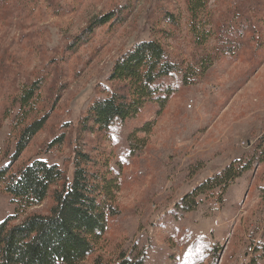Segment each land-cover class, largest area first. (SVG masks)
I'll list each match as a JSON object with an SVG mask.
<instances>
[{
  "label": "rangeland",
  "instance_id": "rangeland-1",
  "mask_svg": "<svg viewBox=\"0 0 264 264\" xmlns=\"http://www.w3.org/2000/svg\"><path fill=\"white\" fill-rule=\"evenodd\" d=\"M202 12L214 33L205 48L195 42L186 0H0V169L41 161L70 181L78 150L98 163L104 152L118 188L98 246L106 264H118L121 253L142 264H264V0H207ZM110 13L115 21L75 47L93 18ZM150 41L161 42L176 67L161 79L165 106L147 103L114 121L107 139L84 133L91 104L117 89L108 81L114 63ZM210 47L217 59L201 72ZM34 81V110L19 126L18 99ZM42 116L43 128L10 164L20 130ZM237 161L250 169L187 211L182 199ZM58 187L24 209L0 184V223L47 214Z\"/></svg>",
  "mask_w": 264,
  "mask_h": 264
},
{
  "label": "trees",
  "instance_id": "trees-1",
  "mask_svg": "<svg viewBox=\"0 0 264 264\" xmlns=\"http://www.w3.org/2000/svg\"><path fill=\"white\" fill-rule=\"evenodd\" d=\"M206 4L207 0H186L191 30L195 42L201 48H205L208 39L214 36L211 28L205 29V16L200 17ZM165 18L167 22L177 24L173 15L165 13ZM115 20L112 13L93 18L75 47L80 42L88 41L96 28ZM207 51L210 53L204 54L199 62L201 72L212 66L219 53L214 47ZM175 71L176 67L168 61L161 42L150 41L136 45L114 63L108 81L117 83V89L114 88V93L109 97L91 104L82 121V131L98 133L107 139L114 121L123 123L133 118L147 103L154 102L164 107L169 92L162 87L161 79ZM40 87L41 83L34 81L19 96V126L34 110L32 101ZM46 120L47 116L35 118L22 127L10 164L25 150ZM101 153L103 158L98 163L96 158H90L84 150H78L74 156L70 181H67L56 165L41 161H33L15 173L9 172V167L0 169V184L11 196V202L24 209L41 205L50 188L59 185L52 193V206L47 214L27 215L18 222L8 218L0 223V264H86L96 254L90 264H106L98 246L106 232L108 218L115 214L112 204L118 188L113 178L107 177V164H104L107 159L104 152ZM259 156L263 163L264 152ZM98 164L100 167L96 168ZM249 169L250 163L232 162L222 174H216L199 184L182 199V203L186 204L189 211L196 206L198 196L222 184L225 188L228 182L239 178ZM117 262L142 264L143 261L129 260L121 253Z\"/></svg>",
  "mask_w": 264,
  "mask_h": 264
},
{
  "label": "built area",
  "instance_id": "built-area-1",
  "mask_svg": "<svg viewBox=\"0 0 264 264\" xmlns=\"http://www.w3.org/2000/svg\"><path fill=\"white\" fill-rule=\"evenodd\" d=\"M253 252V248L252 247H249L248 249H247V253L248 254H251Z\"/></svg>",
  "mask_w": 264,
  "mask_h": 264
}]
</instances>
